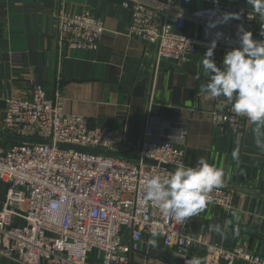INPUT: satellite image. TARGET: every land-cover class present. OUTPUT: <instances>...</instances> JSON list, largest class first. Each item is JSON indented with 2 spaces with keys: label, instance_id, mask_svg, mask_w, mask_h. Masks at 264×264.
Returning a JSON list of instances; mask_svg holds the SVG:
<instances>
[{
  "label": "built area",
  "instance_id": "1",
  "mask_svg": "<svg viewBox=\"0 0 264 264\" xmlns=\"http://www.w3.org/2000/svg\"><path fill=\"white\" fill-rule=\"evenodd\" d=\"M131 13L128 36L156 46L159 59L185 62L198 48L207 49L220 31L212 58L221 51L239 47L237 29L254 30L256 13L251 6L238 10L227 0H211L205 7L180 10L159 0H124ZM224 13H236L216 28L210 21ZM176 23H167L169 16ZM201 27L193 37L173 30L185 19ZM59 43L70 49H97L106 27L89 8L79 13L57 15ZM252 38L256 41L254 34ZM215 126L236 133L244 117H237L227 105L210 112ZM1 128L10 135L39 138L51 144L1 143L0 181L6 186L0 203V255L24 264H132L133 253L152 246V232L164 247L173 248L175 262L145 257L140 264H192L199 253L200 264H264V255L244 247L228 249L209 233L190 234L187 223L177 224L152 204H145V180L167 176L184 164L181 131L177 143L155 138L147 126L141 142L118 141L113 132L89 127L86 119L66 112L59 97H47L35 83L29 97L5 99ZM67 143L82 147L119 149L138 155L139 161L116 156L61 148ZM144 158L157 161L146 164ZM163 164L164 166H161ZM210 205L231 209L234 192L227 185L209 193Z\"/></svg>",
  "mask_w": 264,
  "mask_h": 264
},
{
  "label": "crops",
  "instance_id": "2",
  "mask_svg": "<svg viewBox=\"0 0 264 264\" xmlns=\"http://www.w3.org/2000/svg\"><path fill=\"white\" fill-rule=\"evenodd\" d=\"M124 0H0V127L5 99L29 97L35 83L47 97H59L66 112L83 116L89 127L111 130L118 141L141 142L147 126L155 138L177 143L181 131L184 165L200 157L225 170L224 185L234 192V205L222 209L208 205L186 223L190 234L209 233L224 247H244L264 255V151L259 149L248 121L232 134L215 126L210 112L227 106L223 97L201 92L208 74L198 48L185 62L158 58L156 46L128 36L130 10ZM164 3V0H160ZM240 11L246 0H227ZM211 0H191L188 10L205 7ZM89 8L106 27L97 49H70L59 43L58 13H79ZM179 10H184L179 8ZM174 16V15H173ZM176 17V16H175ZM180 33L197 37L201 27L185 19ZM256 15L252 34L264 41ZM227 51L212 58L222 65ZM239 149V160L232 152ZM6 186L0 181V203ZM219 226L220 231L214 230ZM132 255V264L145 257L175 262L173 248L160 240ZM199 257V253H194ZM0 264H24L0 255Z\"/></svg>",
  "mask_w": 264,
  "mask_h": 264
},
{
  "label": "clouds",
  "instance_id": "3",
  "mask_svg": "<svg viewBox=\"0 0 264 264\" xmlns=\"http://www.w3.org/2000/svg\"><path fill=\"white\" fill-rule=\"evenodd\" d=\"M246 3L264 23V0H246ZM230 19H239V15L224 13L218 20L210 21L208 28H216ZM261 35H264V29ZM222 36L223 33L217 31L203 54L202 68L208 74V80L200 90L213 98L223 97L235 116L246 118L253 125L255 145L264 151V41L254 40L252 33L239 25V47L227 51L218 67L212 57ZM232 158L238 162V148L233 150ZM224 182L225 170L200 157L194 166L180 164L167 176L147 178L143 201L158 208L162 215L177 224H183L205 211L211 203L209 193L223 187ZM214 230L219 232L220 227L214 226ZM159 235V232L151 233L149 243L153 247ZM192 264H200L199 259L192 258Z\"/></svg>",
  "mask_w": 264,
  "mask_h": 264
},
{
  "label": "water",
  "instance_id": "4",
  "mask_svg": "<svg viewBox=\"0 0 264 264\" xmlns=\"http://www.w3.org/2000/svg\"><path fill=\"white\" fill-rule=\"evenodd\" d=\"M164 3L166 4L171 3L173 6H177L179 8H183L184 10H187L190 8L191 0H164ZM174 11L178 12L180 10L175 9ZM176 20H177L176 17L172 15L168 17L167 23L174 25L176 23ZM0 139L6 142H11V143L48 144V145L51 144V141L46 140V139L25 138L22 136L10 135L7 132H5L1 127H0ZM56 145L61 148H69L73 150L85 151V152H90V153L116 156L118 158L125 159V160L139 161L140 159L138 155L128 154V153L122 152L119 149L112 150V149L82 147V146H77V145H72V144H67V143H60V142H58ZM142 161L150 165L158 164L156 160L151 159V158H144L142 159ZM160 165L164 166L163 164H160Z\"/></svg>",
  "mask_w": 264,
  "mask_h": 264
},
{
  "label": "trees",
  "instance_id": "5",
  "mask_svg": "<svg viewBox=\"0 0 264 264\" xmlns=\"http://www.w3.org/2000/svg\"><path fill=\"white\" fill-rule=\"evenodd\" d=\"M3 143H11V142H6V141H3ZM12 144H15V143H12Z\"/></svg>",
  "mask_w": 264,
  "mask_h": 264
},
{
  "label": "rangeland",
  "instance_id": "6",
  "mask_svg": "<svg viewBox=\"0 0 264 264\" xmlns=\"http://www.w3.org/2000/svg\"><path fill=\"white\" fill-rule=\"evenodd\" d=\"M1 143H3V140H2V139H0V144H1Z\"/></svg>",
  "mask_w": 264,
  "mask_h": 264
}]
</instances>
